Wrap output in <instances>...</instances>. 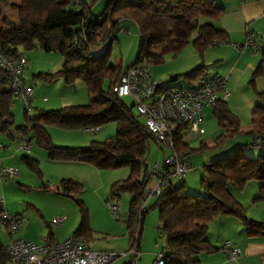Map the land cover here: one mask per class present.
I'll use <instances>...</instances> for the list:
<instances>
[{
    "label": "trees",
    "instance_id": "trees-1",
    "mask_svg": "<svg viewBox=\"0 0 264 264\" xmlns=\"http://www.w3.org/2000/svg\"><path fill=\"white\" fill-rule=\"evenodd\" d=\"M29 6L19 10L17 23L7 21L6 27L0 32V48L13 59L24 56L25 52L43 49L46 52L58 53L63 57L61 69L56 74L39 73L47 81L63 78L66 83L83 81L92 95L91 104L69 106L56 111L45 112L31 117L25 109V124L15 126L14 115L11 111L13 94L8 87L4 71L0 68V132L19 141L27 140L33 146L47 151L49 159L59 161H86L98 169H120L129 167L130 176L113 184L112 199L118 201L120 193L127 191L132 195L130 208L126 217V227L129 237V250L140 249L143 233V223L150 208L157 209L162 222L165 236L164 264H201L199 256L211 253L215 248L207 238L210 224L218 217L231 215L242 220L245 226L253 222L246 218V208L237 204L232 197L225 202L219 192L230 185L243 189L255 176L263 178L260 193L253 203L264 202V145L258 147L262 153L256 157L244 154V148L213 161L205 168L202 186L204 195H192L186 192L185 185L170 182L166 191L154 199L151 207L144 206L147 182L143 179L146 171L144 164L148 160L150 140L155 141L144 123H141L114 91L113 86L120 80L125 71L121 64H111L109 52L116 33L123 21L133 22L140 33L141 58L145 43L148 45V60L154 51L161 52L162 44L151 46L152 33L149 29L155 23H162L172 29L178 20L182 19L180 32L182 42L193 35L194 44L204 50L214 41H227L224 31L211 33L206 24L198 21L202 9L208 15L214 13L218 19L223 8L216 5L214 0H108L103 12L94 16L92 8L98 0H27ZM0 0V15L2 14ZM81 5L79 11L75 6ZM166 45L171 46L167 37ZM263 63L253 74L252 83L263 73ZM204 69L200 66L187 74L177 75L173 79L192 77L197 71ZM108 81L109 90H104ZM97 84L96 86H94ZM260 103L252 112V129L246 133L260 136L264 139V92H257ZM223 133L216 139L217 147H221L228 138L242 134L239 117L230 109L228 101H220L213 109ZM64 119L65 122H61ZM115 121L118 132L122 135L110 142L93 141L88 148L64 147L54 144L52 137L44 124H55L67 129H97L104 124ZM184 126L173 138L174 148L184 152L189 160L192 149L182 135ZM126 135V138L123 137ZM253 138V139H254ZM156 142V141H155ZM157 143V142H156ZM158 144V143H157ZM159 145V144H158ZM252 145L253 144L252 141ZM160 149L164 153V148ZM257 147V146H256ZM27 164L33 170H39V160L25 157ZM59 188L63 193L74 198L82 211L81 222L72 236L82 237L87 242L92 241L94 231L89 227L88 209L85 208L79 195L83 184L72 179H62ZM231 195V192L228 190ZM111 199V200H112ZM1 210V207H0ZM1 221V220H0ZM10 234V233H9ZM52 231L47 239L52 238ZM6 246L0 242V264H9ZM128 264V263H127Z\"/></svg>",
    "mask_w": 264,
    "mask_h": 264
},
{
    "label": "rangeland",
    "instance_id": "rangeland-1",
    "mask_svg": "<svg viewBox=\"0 0 264 264\" xmlns=\"http://www.w3.org/2000/svg\"><path fill=\"white\" fill-rule=\"evenodd\" d=\"M108 0H98L92 8L94 16L100 15ZM211 2V0H209ZM22 6L20 0H2L1 5L5 9L0 15V27L2 21L19 20V10L29 6ZM15 8H17L15 10ZM82 6L74 7L76 11L81 10ZM207 10L202 9L198 18L200 24H206L211 29H217L216 20L207 15ZM183 20L180 19L174 28H166L162 23H154L149 29L152 33L151 46L156 44L166 45L167 37L169 40H180V25ZM6 27V26H5ZM171 30V31H170ZM178 30V31H177ZM181 33V32H180ZM195 35L186 42L180 40L177 51L174 48H168L166 51L158 53L154 51L152 60L148 62L150 71L157 79L163 81V86L185 85L184 77L180 76L179 80L172 81V78L178 74H186L200 66H206V72L213 75L221 71L223 67V49L227 47L225 44L209 45L204 50H200L194 44ZM148 45L145 43L141 52V57L148 60ZM140 33L137 26L131 21H123L119 31L116 33L109 52L111 64H121L123 67L131 66L140 53ZM249 56L256 55L261 58L260 54H255L248 50ZM230 56L238 57L239 51L228 53ZM237 55V56H236ZM27 60L26 66V82L31 84L34 94L31 102V117L39 116L45 112L60 110L69 106H83L91 104L95 96L88 90L83 81L74 83H66L63 78H55L47 81L39 73H48L51 67L52 74L58 73L59 65L56 63L60 54L45 52L43 49L37 48L33 51L25 52ZM159 56V57H158ZM29 58L31 60L29 61ZM156 57L159 58L155 61ZM161 58V59H160ZM228 62V58L224 57ZM204 66V68H205ZM232 69H228L223 76L228 77L230 92L233 94L230 104L234 109V113L239 117L241 122L242 134H238L232 138H228L221 147H215L216 139L223 133L214 115L205 118L202 126L205 129L203 135H196L190 132L184 133V139L188 145L196 150L192 152L189 158V170L182 180H175L177 185L184 184L187 193L192 195L206 194L201 182L204 177L205 168L210 163L225 155L235 152L239 148H244V154L248 157L256 158L262 150L252 145L253 134L246 133L252 129V112L256 104H259V98L254 95L253 76L243 75L241 70L233 71L234 78L230 77ZM236 74V75H235ZM239 76V77H238ZM230 79V80H229ZM256 83V81H255ZM234 84V85H233ZM95 84L94 86H96ZM233 86H236L235 89ZM104 90H109L108 81L104 84ZM121 101L128 107L132 108L133 113L137 116L141 123L144 119L136 111L133 106L134 102L131 97H123ZM14 115L15 126L25 124V108L24 105L17 101L11 108ZM204 113H207L204 111ZM61 122H65L61 119ZM50 133L55 145H64V147L88 148L93 141L110 142L122 135L118 132L117 123L115 121L98 127L94 131H85L84 129H67L55 124H44ZM126 138V135H123ZM20 141L9 137L6 133L0 132V161L3 168L17 169L19 174L11 178H2L0 176V203H4V207L13 215L20 216L24 221V228L20 235L35 242H41L44 237L48 236L53 229L54 234L60 236H71L81 222L82 211L74 198L63 193L59 188V184L65 177L66 168L63 162L48 158L47 151L33 146L32 152L26 154L18 149ZM61 147V146H60ZM168 150L163 151L160 146L153 140H150L148 160L150 164L163 162V155ZM25 157H31L39 160V172L33 170L27 164ZM72 171L75 172L79 179L77 181L83 184V191L79 195L86 209H88L89 224L95 231V239L91 241L92 247L96 251L116 250L121 256L117 257L110 264H127L130 261V255L122 256L129 250V238H127L126 217L130 208L132 195L130 192L124 191L120 193L118 201L112 199V186L116 182H122L130 176L129 167L120 169H98L90 162H78L73 164ZM249 186L246 189L248 192ZM243 190V189H242ZM241 190V191H242ZM245 199L247 195L240 196ZM253 197V196H252ZM252 197L251 203L253 202ZM112 199V200H111ZM118 204L120 207L121 218L116 219L111 211L110 205ZM154 199L147 202L146 207H151ZM59 217H65V221L58 226L52 225V220ZM16 234L13 235L16 238ZM11 235L5 225L0 221V242L8 245ZM165 236H163L162 222L157 209L150 208L146 214L143 223L142 241L137 257L138 264H153L157 259V255L164 251Z\"/></svg>",
    "mask_w": 264,
    "mask_h": 264
},
{
    "label": "built area",
    "instance_id": "built-area-1",
    "mask_svg": "<svg viewBox=\"0 0 264 264\" xmlns=\"http://www.w3.org/2000/svg\"><path fill=\"white\" fill-rule=\"evenodd\" d=\"M78 2L79 0H74ZM260 32H248L246 40L235 47L240 53L251 51L261 52ZM225 44L224 41H214L212 45ZM27 60L25 56L13 59L0 48V68L4 71L8 87L12 91V106L21 102L27 111L31 110L33 88L26 82ZM113 91L121 98L131 97L136 111L144 119L147 131L154 136L167 154L163 162L150 164L147 160L143 179L147 182L144 206L151 199L162 195L170 182L182 180L189 170V160L184 152L174 148V136L186 125L190 132L203 134V109H214L218 102L229 101L231 92L228 88V77L222 75H201L196 86L191 87H164L163 81L154 77L147 60L139 58L121 76L113 86ZM85 131H94L95 128H85ZM253 144L257 147L264 145V139L256 136ZM1 148V146H0ZM18 149L30 154L33 144L27 140L20 141ZM19 174L17 169L2 168L0 161V176L11 178ZM115 202V201H114ZM0 220L11 235L6 246L9 255V264H110L121 256L116 250L96 251L91 249L89 242L82 237L71 236L68 239L49 245L38 243L24 238H13L24 228V221L20 216H13L0 203ZM110 211L116 219L121 218L120 207L116 203L110 205ZM65 217L52 220V225L58 226L65 221ZM224 249L231 259H236L240 249L231 242L224 243ZM130 255L128 264H138L139 249L132 248L122 256ZM166 252H160L154 264H164Z\"/></svg>",
    "mask_w": 264,
    "mask_h": 264
},
{
    "label": "crops",
    "instance_id": "crops-1",
    "mask_svg": "<svg viewBox=\"0 0 264 264\" xmlns=\"http://www.w3.org/2000/svg\"><path fill=\"white\" fill-rule=\"evenodd\" d=\"M20 1L22 2V6H27V3H26L28 2L27 0H20ZM214 2L216 5L223 8V12L220 18L218 19H215L214 13L211 12L210 16L214 20H216L217 29H211L210 27H208L209 31L211 33H216L217 31H224L227 35V41L225 42V45L227 47L223 49V51L225 52L223 53V56H221V60L223 61V67L221 71L226 73L228 69L229 70L232 69L233 71L237 69L238 75L240 74L241 70H243L242 72L243 75L247 74V75H250V77L253 76L261 60H264V0H214ZM1 9L2 11L5 9L4 5H1ZM16 9L17 8H15V10ZM13 20H14L13 21L14 23H17L15 19ZM6 23L7 21L4 19L0 27V32L5 29ZM251 31L260 32L261 34V41H260L261 52L257 53L261 55V58L256 57V55L249 56L248 54L250 53H248V51L244 53L239 52L238 57H235V58L234 56L233 57L230 56L228 53L239 51L235 47V45L242 44L246 40L248 32H251ZM178 33L180 35L179 38L181 40L182 34L180 32ZM180 40L178 41V40H174L171 38L170 40L172 44L171 46L165 45L163 43V51H166L168 48L169 49L174 48L177 51L178 49L177 43H179L180 45V42H181ZM49 53L50 52H48V54ZM158 57L155 58L156 59L155 61L159 60ZM224 57L228 58V60L230 58V60L227 62L226 59H224ZM28 59L29 61L31 60V58L29 57ZM55 60L57 61L53 65V67H55V65L61 66L63 64L62 56L59 58L57 57V59ZM52 69L53 68L49 67L48 72L52 73ZM206 71L207 70L205 66L204 69L197 71L196 74L193 75L192 77H184L185 78L184 82L186 86L184 85L174 86L173 85V86H168V87L196 86L197 80L201 75H207V76H215V75L223 76L224 75V73H222L221 71L213 75L207 73ZM233 71L230 77L231 81L234 78ZM178 75H181V74H178ZM177 80H179V78L177 79L172 78V81H177ZM255 81L256 83L254 86V93H255L254 95L257 96V92H264V63H263V73L260 76H258ZM235 87L236 86H233L234 89ZM228 88H229V82H228ZM33 94H34V91H33ZM232 96L233 94L231 93V98ZM231 98L229 99L228 104H229L230 109L233 111L234 109L232 108V105L230 104ZM204 111L207 113H204ZM210 115L211 116L213 115V109L209 107H205L203 109V122L205 118H208ZM186 131L190 132L188 128L184 129V131L182 132L183 137ZM203 134H196V135H203ZM58 146H64V145H58ZM215 147H217V144L215 145ZM78 162H86V161L78 160V161L63 162L65 165L68 166L66 168L64 179H72L74 181H77V178L79 179V176L75 172L72 171L73 164H78ZM262 182H263V178L257 175L254 177L253 180L249 181L244 186L243 190L239 189L237 186L230 185L228 190L231 192V195L228 192V190L225 188L220 190L219 196L225 202L229 203L233 197L236 200L237 204L245 207L247 209L246 218L247 220L252 221L253 223L249 226H245L242 220H240L239 218L235 216H231V215H223V216L216 218L210 224L209 231L207 234V238L209 242L211 243V245L215 248V250L208 254L207 253L201 254L199 256L201 264H264V202H256V203L252 202L251 203V198H248V197L253 196L252 199H254L255 197L259 195L260 186ZM248 186H249V189L247 192L246 189L248 188ZM245 195H247V197H245ZM240 196H244L245 199L241 198ZM89 227L91 228L90 224H89ZM51 231L53 233L52 238L47 239V236H46V238L44 237V239L39 243L56 245L57 243H60L68 239L69 237H71L75 230L73 231L71 236H64V237L56 233L54 234L53 229ZM16 235H17L16 238H23L20 235V232ZM93 238L94 239L96 238L95 234H93ZM127 238H129L128 230H127ZM225 242H231L235 247L240 249V254L236 257V259H231L228 256V252L224 249ZM89 245L91 249L95 250L92 247L91 241L89 242ZM101 251H106V249H103Z\"/></svg>",
    "mask_w": 264,
    "mask_h": 264
}]
</instances>
